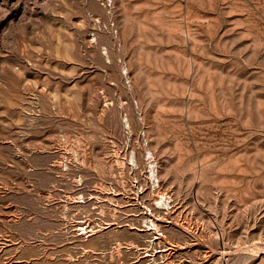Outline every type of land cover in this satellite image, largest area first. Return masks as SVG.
Listing matches in <instances>:
<instances>
[{
    "label": "rangeland",
    "instance_id": "rangeland-1",
    "mask_svg": "<svg viewBox=\"0 0 264 264\" xmlns=\"http://www.w3.org/2000/svg\"><path fill=\"white\" fill-rule=\"evenodd\" d=\"M0 264H264V0H0Z\"/></svg>",
    "mask_w": 264,
    "mask_h": 264
},
{
    "label": "bare ground",
    "instance_id": "bare-ground-1",
    "mask_svg": "<svg viewBox=\"0 0 264 264\" xmlns=\"http://www.w3.org/2000/svg\"><path fill=\"white\" fill-rule=\"evenodd\" d=\"M126 121L127 120H125V122ZM133 153L134 152H132L130 154L129 158H128V161H129V163L131 165L136 164L135 157H134V154ZM146 153H147L146 158H147V161H148V165H147V169H148L147 170V178H148V180H150L151 187L154 189L156 186H158V178L156 177V170H155V167L156 166H155L154 162H152L150 160V155H151L150 153L151 152L148 151ZM154 196L155 197H154L153 203L155 204V206L157 208L164 209L166 211L170 209V207H171L170 206V201H171L170 200V195L166 194L165 192L157 191V192H155ZM63 208H65V207H63ZM155 219L156 218H154V217L153 218H148V217L142 218L140 220V222H141L140 225L142 226L141 228L144 229V230H146V231H148L149 233H152V238L153 239H158V238L159 239H163L164 236L162 235V233H160V231H158L157 223L155 222Z\"/></svg>",
    "mask_w": 264,
    "mask_h": 264
},
{
    "label": "built area",
    "instance_id": "built-area-1",
    "mask_svg": "<svg viewBox=\"0 0 264 264\" xmlns=\"http://www.w3.org/2000/svg\"><path fill=\"white\" fill-rule=\"evenodd\" d=\"M87 232H89V231H88V229L86 230V232H85V233H87Z\"/></svg>",
    "mask_w": 264,
    "mask_h": 264
}]
</instances>
